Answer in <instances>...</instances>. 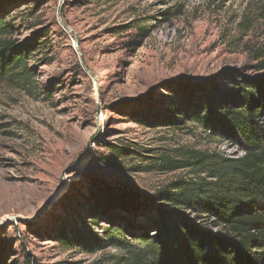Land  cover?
<instances>
[{
  "label": "rangeland",
  "instance_id": "rangeland-1",
  "mask_svg": "<svg viewBox=\"0 0 264 264\" xmlns=\"http://www.w3.org/2000/svg\"><path fill=\"white\" fill-rule=\"evenodd\" d=\"M0 11L16 45L41 43L27 60L35 83L0 81V264H128L101 247L108 212L139 218L115 206L91 218L94 182L142 198L192 176L157 170L160 156L242 154L188 120H147L162 113L165 82L264 73V0H0Z\"/></svg>",
  "mask_w": 264,
  "mask_h": 264
},
{
  "label": "trees",
  "instance_id": "trees-1",
  "mask_svg": "<svg viewBox=\"0 0 264 264\" xmlns=\"http://www.w3.org/2000/svg\"><path fill=\"white\" fill-rule=\"evenodd\" d=\"M5 18L0 11V81L33 84L35 76L27 60L40 51L41 43L16 45L13 28ZM139 29L143 35L147 32L144 27ZM255 68L263 71L264 59ZM226 71L219 72L218 78L165 82L177 86L167 87L170 95L162 113L147 122L176 127L188 120L208 134L238 140L240 156L199 149H187L180 157L160 156L154 165L157 170L187 169L192 176L177 177L142 198L129 192L116 195L100 181L94 182L87 210L91 218L112 206L139 218L129 223L128 215L108 212L114 223L105 228L101 247L123 251L126 255L119 258L121 262L258 264L256 249L264 253V73L252 76ZM26 264L38 263L28 258Z\"/></svg>",
  "mask_w": 264,
  "mask_h": 264
},
{
  "label": "water",
  "instance_id": "water-1",
  "mask_svg": "<svg viewBox=\"0 0 264 264\" xmlns=\"http://www.w3.org/2000/svg\"><path fill=\"white\" fill-rule=\"evenodd\" d=\"M40 217V214H37L35 217H34V219H37V218H39ZM16 219L17 220H23V218H21V217H16Z\"/></svg>",
  "mask_w": 264,
  "mask_h": 264
}]
</instances>
